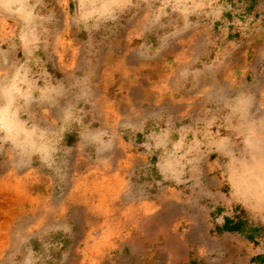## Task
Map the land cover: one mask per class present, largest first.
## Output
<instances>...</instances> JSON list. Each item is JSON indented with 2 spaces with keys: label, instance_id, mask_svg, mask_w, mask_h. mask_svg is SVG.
Wrapping results in <instances>:
<instances>
[{
  "label": "rangeland",
  "instance_id": "1",
  "mask_svg": "<svg viewBox=\"0 0 264 264\" xmlns=\"http://www.w3.org/2000/svg\"><path fill=\"white\" fill-rule=\"evenodd\" d=\"M257 254L264 0H0V264Z\"/></svg>",
  "mask_w": 264,
  "mask_h": 264
},
{
  "label": "trees",
  "instance_id": "2",
  "mask_svg": "<svg viewBox=\"0 0 264 264\" xmlns=\"http://www.w3.org/2000/svg\"><path fill=\"white\" fill-rule=\"evenodd\" d=\"M255 228H248L246 222L240 219L234 218H224L223 223L216 228L217 233H237L241 235H245L246 239L250 242H253L256 238L254 235ZM251 262L264 264V256H257L251 259ZM192 261L189 262V264Z\"/></svg>",
  "mask_w": 264,
  "mask_h": 264
},
{
  "label": "crops",
  "instance_id": "3",
  "mask_svg": "<svg viewBox=\"0 0 264 264\" xmlns=\"http://www.w3.org/2000/svg\"><path fill=\"white\" fill-rule=\"evenodd\" d=\"M165 177L167 178L168 176H165ZM179 206H180V204L177 203V207H179ZM254 241H255V239H254ZM254 241H253V242H254ZM257 256H263V255H259V254H257V255H253V256L251 257V259H253V258L257 257ZM251 259H250V264H258V263H256V262L252 263V262H251ZM190 261H191V259H190L189 257H186V258L183 260V264H188Z\"/></svg>",
  "mask_w": 264,
  "mask_h": 264
}]
</instances>
